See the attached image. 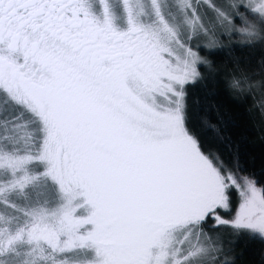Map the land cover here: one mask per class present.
I'll return each mask as SVG.
<instances>
[{
    "label": "snow or ice",
    "instance_id": "6c2138e0",
    "mask_svg": "<svg viewBox=\"0 0 264 264\" xmlns=\"http://www.w3.org/2000/svg\"><path fill=\"white\" fill-rule=\"evenodd\" d=\"M264 0H0V264H264Z\"/></svg>",
    "mask_w": 264,
    "mask_h": 264
},
{
    "label": "trees",
    "instance_id": "16d2710c",
    "mask_svg": "<svg viewBox=\"0 0 264 264\" xmlns=\"http://www.w3.org/2000/svg\"><path fill=\"white\" fill-rule=\"evenodd\" d=\"M247 151L257 158L264 155V143L258 140H253L251 143L246 145Z\"/></svg>",
    "mask_w": 264,
    "mask_h": 264
}]
</instances>
